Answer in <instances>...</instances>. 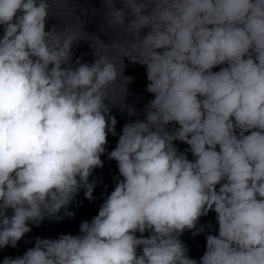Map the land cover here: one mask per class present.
<instances>
[{
	"label": "clouds",
	"instance_id": "9594fccd",
	"mask_svg": "<svg viewBox=\"0 0 264 264\" xmlns=\"http://www.w3.org/2000/svg\"><path fill=\"white\" fill-rule=\"evenodd\" d=\"M56 2L0 0V248L81 187L93 198L88 178L116 135L105 101L115 104L121 79L123 101L133 79L124 57L146 67L154 99L110 152L123 179L91 222L79 235L37 237L3 264H198L179 236L209 211L218 235L206 236L199 264H264V0H102L92 13L102 12L111 43L84 31L69 0L66 26L46 30ZM80 40L94 60L73 66Z\"/></svg>",
	"mask_w": 264,
	"mask_h": 264
}]
</instances>
